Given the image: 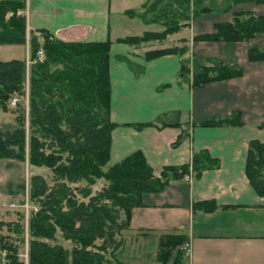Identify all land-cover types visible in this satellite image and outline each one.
<instances>
[{
	"label": "crops",
	"instance_id": "0c3cea01",
	"mask_svg": "<svg viewBox=\"0 0 264 264\" xmlns=\"http://www.w3.org/2000/svg\"><path fill=\"white\" fill-rule=\"evenodd\" d=\"M147 3L155 6L144 13ZM181 3L26 0L24 13L28 30L43 29L65 41H110V119L117 126L111 131L107 166L135 151L142 152L155 175L167 166L190 164L193 155L203 150L219 162L191 181L173 178L163 191L144 194L142 205L131 211L129 226L117 235L121 246L112 264H159L157 251L165 234L185 235L190 243L191 256H183L181 264H264V197L256 194L245 172L249 142H264V60L248 59L250 47L264 51V33L233 43L194 39L212 32L214 23L230 22L235 11L264 16V3L242 2L229 11L205 12L186 21ZM171 20H180L182 26L163 40L139 44L118 40L161 32ZM172 47H183L185 53L145 57L148 51ZM207 58L238 64L243 75L192 86L191 63L203 64ZM184 59H189L185 78ZM233 111L241 113V125L200 124ZM13 118L12 111H0V136L12 155L0 158V183H4L0 204L4 205L5 194L20 195L27 189L23 177L27 160L18 158L20 151L13 144L17 130ZM141 123L152 124L138 127ZM201 201H214L218 207L210 212L193 210L192 205Z\"/></svg>",
	"mask_w": 264,
	"mask_h": 264
},
{
	"label": "trees",
	"instance_id": "16d2710c",
	"mask_svg": "<svg viewBox=\"0 0 264 264\" xmlns=\"http://www.w3.org/2000/svg\"><path fill=\"white\" fill-rule=\"evenodd\" d=\"M181 1L184 21L213 10L204 0ZM226 1L221 9L225 12L242 2L264 3V0ZM154 6L155 3H147L144 13ZM25 8L26 0H0V44L25 45L28 42L32 61L27 73L24 59L0 60V111L9 110L8 102L15 95L22 97L15 109L19 128L13 144L22 154L18 158L25 160L28 147L29 165L52 172L50 180L41 174L29 177L28 201L34 205L28 219L29 264H112L121 246L117 235L129 226L131 211L142 205L144 194L163 191L171 179L182 178L190 167L198 177L203 170L217 168L219 162L203 150L193 155L190 164L167 166L155 175L142 152L135 151L107 166L111 131L117 126L110 119V41H65L43 29L28 31L26 16L17 14ZM165 8L162 10L166 11ZM180 20L167 22L161 32H145L142 36L118 40L129 44L163 40L182 26ZM213 29L194 39L227 43L249 41L256 34L264 33V16L235 11L230 22L214 23ZM40 50L44 54L42 60ZM169 53L184 54L185 49L152 50L145 57L153 59ZM248 59L264 60V51L257 46L250 47ZM188 64L189 59H184L181 71L184 78L189 73ZM242 75L243 69L238 64H223L215 58H207L203 64L194 60L191 85L203 86ZM148 124L152 123L137 126ZM200 124L238 126L242 124L241 113L233 111ZM10 157L0 136V158ZM245 172L256 194L264 197V142H249ZM100 179L105 184L93 193L92 186ZM192 207L210 212L218 205L214 201H201ZM122 214L124 219H121ZM14 227L16 233H24L22 224ZM57 231L72 243L71 249L48 242L55 240ZM184 242L185 235H163L157 251L158 263L181 264L183 254L179 247ZM0 247L8 251L7 264H24L18 260L17 247L8 244L7 238L0 237Z\"/></svg>",
	"mask_w": 264,
	"mask_h": 264
},
{
	"label": "rangeland",
	"instance_id": "374dc122",
	"mask_svg": "<svg viewBox=\"0 0 264 264\" xmlns=\"http://www.w3.org/2000/svg\"><path fill=\"white\" fill-rule=\"evenodd\" d=\"M212 2V3H211ZM204 3L207 6H210L213 10L212 12L215 13V15L220 13L221 8H223L227 1L226 0H204ZM222 13V12H221ZM215 17V16H214ZM150 28L155 29L156 26L151 25ZM28 30V29H27ZM29 31V30H28ZM29 37V32L27 33V38ZM26 48L23 44H0V60L7 61L11 59H24L27 66V73L29 72V67L32 61L29 58V43L27 42ZM41 53L40 58L41 60L44 58L43 51L40 50ZM26 85L28 87V77L26 81ZM18 99V102L22 100V97L15 95ZM17 105V104H16ZM16 105H11L8 102V108L10 111L14 113V120L16 119L18 112L16 109ZM27 96L25 97V112H26V128H28V121H27ZM16 122V120H15ZM17 128H19V125L16 123ZM17 147V146H16ZM16 150L18 149L15 148ZM21 155V152H20ZM19 155V156H20ZM25 160L28 159V147H26V151L24 153ZM28 163V160H27ZM26 165L25 172L23 171V177L27 181V189L25 192L21 193L20 195L17 193H8L5 194V203L0 204V237L7 238V242L10 245H13L14 247H17V256L18 260L24 264H29V232H28V219L30 216L31 210L34 208V205L28 201V181L29 177L32 174H41L46 179L50 180L52 176V172L47 168H40L35 166H30L28 164ZM109 165V163L107 164ZM28 179V180H27ZM105 184V181L103 179L97 180L96 183L92 186L93 193L100 190L103 185ZM4 186V183H2ZM0 183V190L3 188V186ZM82 185H85V182H82ZM10 201H13L16 204V207H9L8 203ZM22 204V206L20 205ZM10 224V225H9ZM16 224H22L24 227V233L18 234L15 232L14 225ZM52 244H58L66 249H71L72 243L69 240H65L61 237V233L59 231L55 234V240L48 241ZM110 257V256H108ZM9 263L8 259V251L5 248L0 247V264H7Z\"/></svg>",
	"mask_w": 264,
	"mask_h": 264
},
{
	"label": "built area",
	"instance_id": "2783aa9c",
	"mask_svg": "<svg viewBox=\"0 0 264 264\" xmlns=\"http://www.w3.org/2000/svg\"><path fill=\"white\" fill-rule=\"evenodd\" d=\"M21 13H22L21 11H17V14H21ZM17 101L18 99L16 97H13L10 101V104L14 106L17 104L16 103ZM192 176H193V172L192 169L190 168L189 172L184 175V179L187 181H191ZM15 206H16L15 203L13 202L9 203V207H15ZM180 249L184 257L191 256V245L189 242H185L183 245H181Z\"/></svg>",
	"mask_w": 264,
	"mask_h": 264
}]
</instances>
